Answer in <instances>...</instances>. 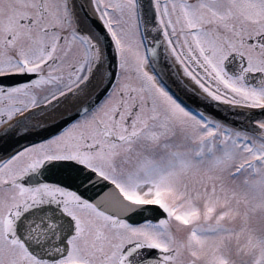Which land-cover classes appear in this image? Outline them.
<instances>
[{"label":"snow or ice","instance_id":"1","mask_svg":"<svg viewBox=\"0 0 264 264\" xmlns=\"http://www.w3.org/2000/svg\"><path fill=\"white\" fill-rule=\"evenodd\" d=\"M0 264H264V0H0Z\"/></svg>","mask_w":264,"mask_h":264}]
</instances>
